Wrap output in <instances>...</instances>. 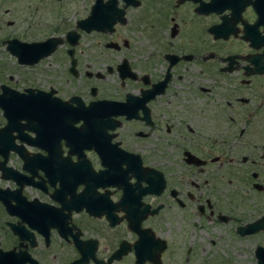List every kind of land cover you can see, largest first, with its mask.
<instances>
[{"label": "flooded vegetation", "instance_id": "flooded-vegetation-1", "mask_svg": "<svg viewBox=\"0 0 264 264\" xmlns=\"http://www.w3.org/2000/svg\"><path fill=\"white\" fill-rule=\"evenodd\" d=\"M95 2L0 36V264H165L187 209L264 248V0Z\"/></svg>", "mask_w": 264, "mask_h": 264}, {"label": "rangeland", "instance_id": "rangeland-1", "mask_svg": "<svg viewBox=\"0 0 264 264\" xmlns=\"http://www.w3.org/2000/svg\"><path fill=\"white\" fill-rule=\"evenodd\" d=\"M89 1L84 0L82 5L78 7L74 5L72 7L70 0H0V23L5 25L0 30V36H16L29 40L34 39L35 36L33 34L39 33L41 35L38 34L36 37L42 38L47 34L62 32L65 28L72 26L79 13L86 9ZM7 21L16 24L7 26ZM35 22H39L42 29L35 26ZM29 26L32 27L30 28ZM56 29L58 30L56 31ZM25 33L26 35H24ZM49 61L54 62L55 55ZM9 63H12V60ZM51 66L46 67V70L51 74L49 78H52L53 82H57V85L65 84V74L63 72L61 74L58 69L56 72V69H54L56 67H53L52 64ZM4 71H6V68H4ZM29 71L21 69L20 75L23 76V73L27 75ZM68 85L71 87L77 86L78 80H71ZM245 96L250 98V103L254 102L251 93L245 94ZM246 106L251 107L252 105L246 104ZM244 204V220L257 214L254 213L257 210V206H252L248 200H245ZM262 206L260 205L261 208H263ZM237 210L240 212L239 209ZM187 214L188 209L186 212H180V217L177 220L181 228L180 234L186 233V237L192 235L198 249H167L165 264H255L254 249H252L250 241L244 240L245 246L240 248L237 239L231 234V226L234 221L221 226L218 224L214 225L215 223L211 222L208 223L201 219L202 217L196 216L195 219L190 220V222L194 223L193 231H191L192 225ZM209 239L215 241L211 248L215 247L218 249H208L207 243ZM185 241L190 243L192 239H186ZM201 245H204V249L200 248ZM172 256H174V259L171 258Z\"/></svg>", "mask_w": 264, "mask_h": 264}, {"label": "water", "instance_id": "water-1", "mask_svg": "<svg viewBox=\"0 0 264 264\" xmlns=\"http://www.w3.org/2000/svg\"><path fill=\"white\" fill-rule=\"evenodd\" d=\"M97 1L98 0H96L95 4L91 7V10H90V13H89V16H88V18H90L91 21L86 22V24L88 25L86 28L94 27L95 29H99L103 25H111L112 19L109 18L108 20H105L104 18L101 17V15H103V14H105L108 17L110 10H105L101 6V4H98L99 2H97ZM110 7H113V6L111 5ZM107 8H109V7H107ZM77 24H80V22H78ZM48 41H50V39L46 40L44 43H46ZM10 42H12V41H9L8 45H9ZM21 45H22V47H23V49L25 50L26 53L30 52L31 47H32L31 44L23 43ZM48 45H50V44L48 43ZM10 49H11V47H10ZM12 54H14V53H12ZM22 61L29 62V60L28 61L22 60ZM256 223L257 222H254V223L246 225V227H249V231H244L243 229L238 230V231L241 232V233L242 232L246 233V232L253 231L254 230L253 226H255ZM254 259H255V264H264V248L254 249Z\"/></svg>", "mask_w": 264, "mask_h": 264}]
</instances>
